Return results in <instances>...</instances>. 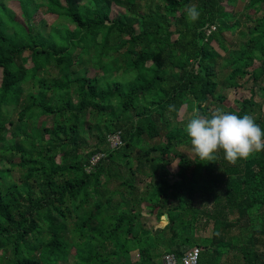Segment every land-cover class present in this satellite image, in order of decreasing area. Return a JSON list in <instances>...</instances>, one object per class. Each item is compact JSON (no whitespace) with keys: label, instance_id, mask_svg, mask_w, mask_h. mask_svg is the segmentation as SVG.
I'll list each match as a JSON object with an SVG mask.
<instances>
[{"label":"trees","instance_id":"obj_1","mask_svg":"<svg viewBox=\"0 0 264 264\" xmlns=\"http://www.w3.org/2000/svg\"><path fill=\"white\" fill-rule=\"evenodd\" d=\"M64 1L19 0L22 21L0 0V264H154L159 246L184 255L202 214L215 222L212 237L195 244L204 249L198 264H236L238 243L239 261L264 264V150L235 162L222 150L211 161L189 158L178 153L191 144L184 127L171 128L186 106L206 118L248 114L264 129L254 89L236 108L221 93L264 82V0L240 12L225 0ZM41 10L60 20L47 33L31 17ZM226 32L238 33L239 45ZM116 132L123 145L109 150ZM161 136L164 144L136 154ZM143 202L159 221L168 216L163 229L144 227ZM98 211L115 223L102 226ZM136 249L139 262L130 258Z\"/></svg>","mask_w":264,"mask_h":264},{"label":"rangeland","instance_id":"obj_2","mask_svg":"<svg viewBox=\"0 0 264 264\" xmlns=\"http://www.w3.org/2000/svg\"><path fill=\"white\" fill-rule=\"evenodd\" d=\"M7 2H8V6L16 13V15L19 17V19L24 21L22 15H21V7H20L21 5H20L19 0H7ZM62 3L64 5L66 4L64 0H62ZM248 3H249V0H234V4L229 5L228 4V0H225L223 5L225 6V8L229 12H232V11L233 12H240V11L244 10L245 5H247ZM117 10L118 9L115 8L114 9V13H116ZM253 13H254V11H250L249 12L250 15H253ZM31 17H32V19L34 20L35 23H39L40 21H45L46 22L47 27L44 28L45 33L50 31V29H51L50 26L51 25L60 23V20H58L55 15L46 14L43 10H41L39 12L33 11L31 13ZM241 20L244 21L245 19L241 18ZM69 28L72 29L73 27L70 26ZM214 30H215V27H209V28L206 29V32L211 33ZM225 36H226L227 40L229 42H231V43H235V44L239 45V43L241 42V40L239 39L238 33L237 34H232L230 32H226ZM174 39H176V37H174ZM212 45L218 52H220L222 55H224L222 50L217 46V44L215 42H213ZM258 64L259 63H257L256 66ZM28 66L30 67L31 64H28ZM89 73H90V75H93V74L96 73V71L95 70H89ZM104 73H105V70H102L101 74L103 75ZM116 74L117 75H121L123 73L119 72V73H116ZM1 78H2V75H0V83H1ZM242 83H245V87L244 88H239V89L226 88L223 91H221V93L223 92L225 94L226 98H227L224 104L227 107L231 106L232 108H236L237 107L236 106V101H243L245 99L251 98L252 97V93H251L250 90L254 89L256 94L254 95L253 98H254L255 101L258 102V104H260L262 106V108H263L262 111H264V82H263L262 86H257L255 88L253 87L251 82H247L246 83V80L243 81ZM193 116H194V112H190L186 108V106H183L179 110L178 117L174 121L171 122V128L176 126L177 123H179L178 125L184 127L185 124L187 123V121L190 120ZM166 140L167 139L164 136H161L159 138H154V139H149L148 138L147 141L144 142L141 145V149H138L136 154L139 155V153H141L142 151H147L148 149H150V148H152L154 146H158V145L164 144L166 142ZM94 141L95 140H92V138H90L89 141H87V145H88L89 148L91 146H94L97 143V142H94ZM107 149H109V148L107 147ZM178 151H179L178 153H183L184 155H187L189 158H194L196 156L192 152L191 144L188 145V146H185V147H179ZM153 155L161 158V154L160 153H154ZM168 156H170V155H168ZM167 169L172 175H175L178 172V170H179V158L174 159L170 164H168V168ZM86 171L90 173L91 169H89L87 167ZM145 173L146 172L144 171V173L141 172V173H138L136 175V183L139 185V187L141 189L143 187H145L146 184L149 183L148 182L149 179L146 177ZM125 193L127 194V197H129V198L131 197L130 196V193H131L130 190L127 189L125 191ZM203 197H205V195H203ZM118 199H119V196L116 197V200H118ZM173 200H175V199H173ZM147 204L148 203H146V202H143L141 204V208H142V211H141V215H142L141 222L143 223L144 227L151 229L153 232L156 231L157 229H160V228L163 229L167 225V219L164 216V219L159 221L157 219V217H156V214H152V215L148 214L146 212V209L144 208ZM197 204H199L198 201L196 203H194V205H196V208H198ZM201 206L202 205L199 204V207H201ZM208 206L212 207L213 210L216 208V206H214L211 201L208 202ZM135 212H139V210H136ZM262 214L264 216V211H262ZM95 215L98 217V219H101V220L105 221V222L102 221V226L108 224L109 222H110L109 224H112V225L115 223L113 218H112L113 214H111L109 216V218H108V217H105L104 214L101 215L99 213V211H98V213H96ZM184 218H182V219H184ZM234 218H235V216H229V220H231V221ZM214 222H215L214 219H210L209 220V216H207L205 214L201 215L200 219L198 220V222L196 224V230L194 232V236H188L189 241L186 242L187 246H190V245H192V246L190 248H188L187 251H189L191 248H194V247H199V248L202 249V251L204 250L202 245L199 246V245H195V244L199 243V239H209V237H212ZM182 223L186 224V221L183 220ZM241 225H243V223ZM239 233H240V231H238V228H236V229H233L231 234L232 235H238ZM241 245H242V243H238L239 250L241 249ZM174 249H177V247L174 246L173 250ZM209 249L211 250V248H209ZM239 250H237V251L233 250V252H231L230 255L232 256V258L236 262V264H243L241 261H239L242 258L241 251H239ZM164 252H166V249H165L164 246H159L154 251L153 256L156 257L154 259V264H163V257L162 256H163ZM140 255L141 254H140L139 250H137V249L134 250L131 253V255H130L131 261L139 262L140 261ZM222 264H230L229 263V258L224 257Z\"/></svg>","mask_w":264,"mask_h":264},{"label":"clouds","instance_id":"obj_3","mask_svg":"<svg viewBox=\"0 0 264 264\" xmlns=\"http://www.w3.org/2000/svg\"><path fill=\"white\" fill-rule=\"evenodd\" d=\"M186 15L196 21L200 12L195 4L186 6ZM192 152L200 159L212 160L222 150L224 158L235 162L264 150V129L248 114L217 111L210 117L194 115L184 126Z\"/></svg>","mask_w":264,"mask_h":264},{"label":"built area","instance_id":"obj_4","mask_svg":"<svg viewBox=\"0 0 264 264\" xmlns=\"http://www.w3.org/2000/svg\"><path fill=\"white\" fill-rule=\"evenodd\" d=\"M107 143L109 150H115L117 148H120L123 145L121 132L109 134L107 136ZM105 155H106L105 152H100L94 155L90 160L91 165H95L102 158H104ZM201 254H202V249L199 247L191 248L189 251L184 253L183 256H177L175 254H170V253L165 254L163 256V264H198Z\"/></svg>","mask_w":264,"mask_h":264},{"label":"crops","instance_id":"obj_5","mask_svg":"<svg viewBox=\"0 0 264 264\" xmlns=\"http://www.w3.org/2000/svg\"><path fill=\"white\" fill-rule=\"evenodd\" d=\"M186 253V252H185ZM166 254H169V253H166ZM170 254H174L173 252L172 253H170ZM165 255V254H164ZM176 255V254H175ZM178 256V255H177Z\"/></svg>","mask_w":264,"mask_h":264},{"label":"water","instance_id":"obj_6","mask_svg":"<svg viewBox=\"0 0 264 264\" xmlns=\"http://www.w3.org/2000/svg\"><path fill=\"white\" fill-rule=\"evenodd\" d=\"M165 218L168 220V216L167 215H165Z\"/></svg>","mask_w":264,"mask_h":264}]
</instances>
